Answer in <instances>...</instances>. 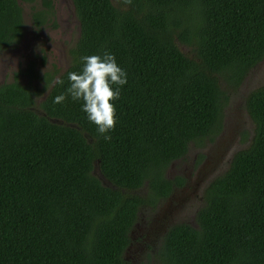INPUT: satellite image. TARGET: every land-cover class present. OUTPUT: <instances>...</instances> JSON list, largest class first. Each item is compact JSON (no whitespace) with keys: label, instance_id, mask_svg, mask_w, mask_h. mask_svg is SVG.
<instances>
[{"label":"trees","instance_id":"obj_1","mask_svg":"<svg viewBox=\"0 0 264 264\" xmlns=\"http://www.w3.org/2000/svg\"><path fill=\"white\" fill-rule=\"evenodd\" d=\"M23 1L0 0V49L22 39ZM73 5L80 33L66 70L39 73L40 87L0 84V264H132L125 251L142 208L185 182L167 177V168L220 129L221 78L238 85L264 60V0ZM105 51L127 74L110 101L116 121L108 140L65 92L80 57ZM246 107L255 124L250 145L205 184L195 224L169 227L159 264H264V84ZM150 257L141 264H155Z\"/></svg>","mask_w":264,"mask_h":264},{"label":"rangeland","instance_id":"obj_2","mask_svg":"<svg viewBox=\"0 0 264 264\" xmlns=\"http://www.w3.org/2000/svg\"><path fill=\"white\" fill-rule=\"evenodd\" d=\"M44 1H23V36L15 47L0 49V84L22 79L23 82L30 81L33 86L40 87L43 80L37 78L36 75L52 72L57 74L59 70L61 71L69 65L68 52L64 57L62 52L57 50H61L63 41L65 45L72 47L78 40L79 28H76L72 33H64L63 40L57 38L58 35L54 34L55 30L52 24L54 20L57 21L62 17V11L59 8L51 15H46L43 11L44 22L37 25L35 14L38 10H44ZM72 8L74 11L73 6ZM58 12H60L59 15ZM74 14L76 26L79 27L75 11ZM61 23L64 29L69 28L66 21L61 20ZM181 47L185 52L191 53L190 48L183 45ZM32 67L35 70V75L29 72ZM22 70L28 74L19 76L18 74ZM220 81L227 95L222 109L220 129L211 138H205L199 144H190L184 159L173 162L167 168V177L183 176L189 183L176 190L171 199L159 200L154 206H144L140 225L146 223L148 226L154 219L157 224L161 221L157 216L161 214H164V218L167 220H171L167 223L170 225L184 222L195 224L196 212H198L196 209L198 206L200 207L199 197L203 195L206 181L220 175L225 170L232 153L250 145L255 124L247 111L246 102L251 91L264 84V60L238 85L228 82L225 78H221ZM41 98L42 96L36 98L35 104V110L40 114L43 113L39 106L43 99ZM147 191L148 189H144L143 194L146 195ZM149 251L145 253L146 259L151 254ZM144 257V254H139L137 264L144 262ZM155 264H159L158 261H155Z\"/></svg>","mask_w":264,"mask_h":264},{"label":"clouds","instance_id":"obj_3","mask_svg":"<svg viewBox=\"0 0 264 264\" xmlns=\"http://www.w3.org/2000/svg\"><path fill=\"white\" fill-rule=\"evenodd\" d=\"M72 6L74 7L73 0H71ZM54 12L55 7H52L45 14L51 15ZM55 23L54 20L53 24ZM78 28L79 35L80 22ZM70 48L71 46L67 45L66 53H70ZM80 61L82 63L79 71L67 73L69 83L65 92L72 100L82 101L81 111L84 112L86 119L96 126L97 133L103 139L108 140L110 137L107 133L115 126L116 121L115 106L110 101L119 98L120 88L127 82L126 71L117 64L115 56L108 51L102 55H83ZM66 68L60 72L65 71ZM56 83L62 84L63 81L58 79ZM64 99L65 94L61 93L53 98V103H62Z\"/></svg>","mask_w":264,"mask_h":264},{"label":"flooded vegetation","instance_id":"obj_4","mask_svg":"<svg viewBox=\"0 0 264 264\" xmlns=\"http://www.w3.org/2000/svg\"><path fill=\"white\" fill-rule=\"evenodd\" d=\"M47 2L51 3V7L49 8L47 6ZM44 9L48 10L51 9L52 7H55V12L57 10V8L61 9L62 11V17L59 18L55 24H52L54 26V30L55 33L57 34V38H59L60 40H63L64 33L66 34L67 32L72 33L74 32V30L76 28H78L76 26V20L74 18V11L71 7V0H45L44 1ZM60 11V12H61ZM69 11V14H68ZM58 12L57 14L59 15ZM71 14V15H70ZM61 20H64L67 22L69 28L68 29H64L61 23ZM66 49H67V45L64 44L63 41V47L61 48V50H57V51H61L62 55L65 57L66 56ZM230 161V160H229ZM214 177H212L211 179L207 180L206 183H208L210 180H212ZM187 183H189V181H187V179L185 178V182L184 184L180 187V189L182 187H184ZM179 187L176 188V190H178ZM175 192V191H174ZM173 192V194H174ZM172 197H170L169 199H171ZM200 202L199 205L201 204V202L204 200L203 196L201 195L200 197ZM159 213V212H158ZM164 214H161L159 216H157V218H159L161 221H159L156 224L155 219L152 221V223L148 226H146L145 224H139L138 223V229L137 230H133L132 231V238L135 239L137 242L130 245L127 250L125 251V257L128 260H131L132 264H137L138 263V258H139V254H144V262L142 263H146L148 261V259H146V255L145 253H147L148 250H150L149 252L151 253V257L150 260L152 258V261H157L155 259V253L156 251H158L160 249V245L162 244V237L163 235H165V233L168 231L169 227L172 226L169 223L171 220H167L166 218H164ZM143 234H145L143 236ZM136 237H138L136 239Z\"/></svg>","mask_w":264,"mask_h":264}]
</instances>
